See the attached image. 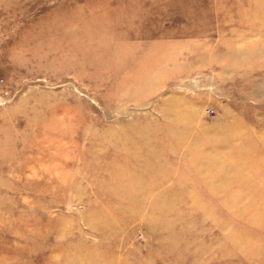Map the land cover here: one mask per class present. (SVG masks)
<instances>
[{"label":"rangeland","instance_id":"obj_1","mask_svg":"<svg viewBox=\"0 0 264 264\" xmlns=\"http://www.w3.org/2000/svg\"><path fill=\"white\" fill-rule=\"evenodd\" d=\"M97 1L111 33L99 73L84 70L80 55L55 40L78 28V11L87 21V7L94 10ZM213 1L0 0V264H264V225L229 210L247 208L250 199L236 203L205 191L207 180L247 187L255 163L242 160L249 169L236 176L235 162L250 152L264 163V0ZM121 4L127 15L116 9ZM150 43L166 47L153 53V65L139 69ZM178 119L184 126L166 129ZM186 135H211L210 167L191 160L182 148ZM218 141L222 147H212ZM217 166L230 176L216 175ZM121 170L148 187L146 193L185 196L175 202L180 214L166 218L163 235L161 226L150 225L162 214L111 210L115 202L104 201L111 174ZM115 201L125 204L122 197ZM256 203L264 205V198ZM259 205L253 212L261 217ZM136 217L113 231L115 220ZM103 224L122 249L103 243ZM161 237L179 252L160 259Z\"/></svg>","mask_w":264,"mask_h":264},{"label":"bare ground","instance_id":"obj_2","mask_svg":"<svg viewBox=\"0 0 264 264\" xmlns=\"http://www.w3.org/2000/svg\"><path fill=\"white\" fill-rule=\"evenodd\" d=\"M215 1V0H214ZM213 1V2H214ZM240 1V0H238ZM247 1V0H246ZM250 1V0H249ZM256 1V0H255ZM234 1H232L231 3H233ZM237 2V1H236ZM100 3V1H97L96 3H94L92 6H94V10L91 8V5L87 7V9L89 10V13H88V17L89 19L87 21H85V17L84 15L82 14L81 11H78L77 13V16H78V20L80 21V24L78 26V28L75 27V30H70V29H64L63 32L60 34V35H56L55 37V40H56V46H60L62 45L63 41H65L66 43V47L69 48L70 51H73L74 52H77L78 55H80V60L82 62V67L83 69H87V68H97V73L100 72V69H98L100 67V62L102 60V58L104 57L103 54H104V51L107 47V44H103L107 35H111L110 33V30L109 29H106V25L108 26V20H109V15L108 13L106 12H103V11H96L97 6L98 4ZM239 3V2H238ZM241 3V1H240ZM258 3V2H257ZM243 4V3H242ZM250 3H248L249 5ZM214 5V4H213ZM214 7V6H213ZM228 7V6H227ZM264 7V5H263ZM119 13H121L122 15H127L128 14V11L127 8L125 9L124 6L119 5L117 8H116ZM219 9V8H218ZM224 9V8H223ZM233 9V7L231 8ZM246 9V8H245ZM253 9V7H252ZM259 9V8H257ZM168 10V9H167ZM215 7H214V11H215ZM230 10V8H229ZM248 10V9H246ZM126 11V12H125ZM222 12H225L223 10H221ZM239 11V10H238ZM97 12V13H96ZM99 12V13H98ZM189 12V11H188ZM212 12V11H211ZM221 12V13H222ZM242 12H245L244 10ZM240 12V14L242 13ZM250 12V11H249ZM263 12H264V9H263ZM84 13V12H83ZM102 13V14H101ZM237 13V12H236ZM251 13V12H250ZM216 14V12H215ZM244 14V13H243ZM263 14V13H262ZM81 15V16H80ZM136 15V14H135ZM138 15V14H137ZM230 15V14H229ZM252 15V13H251ZM216 16V15H215ZM226 16V15H225ZM228 16V15H227ZM226 16V17H227ZM246 16V15H245ZM256 16V15H255ZM258 16V14H257ZM257 16L255 18H257ZM263 16V15H262ZM83 21H82V19ZM244 17V15H243ZM259 17V16H258ZM216 18V17H215ZM242 18V17H241ZM249 18V17H248ZM254 18V17H253ZM117 21H119L121 19V16H118L116 17ZM145 19V18H144ZM227 19V18H226ZM244 19V18H243ZM250 19V18H249ZM228 20V19H227ZM246 20V19H245ZM232 21V20H231ZM243 21V20H242ZM256 21V19H255ZM229 22V21H228ZM230 23V22H229ZM248 23H252V22H248ZM247 23V24H248ZM256 23V22H255ZM238 24H241L238 22ZM244 24V23H243ZM260 24V22H259ZM207 25V24H206ZM229 25V24H228ZM241 26V25H240ZM246 26V25H245ZM243 27V26H242ZM58 27L54 26L53 28V31L56 33H58L59 31L57 30ZM208 28V27H207ZM236 30V29H235ZM239 30V29H238ZM241 30V29H240ZM234 31V30H233ZM242 31V30H241ZM243 32V31H242ZM233 33V32H232ZM240 33V32H239ZM74 34V35H73ZM190 34V32H189ZM201 34V33H200ZM227 34V33H226ZM235 35V34H234ZM149 35H147V39H149ZM167 36H163L162 39H166ZM130 43V42H129ZM138 43H134V45H136ZM127 45V44H126ZM134 45H127V49H134ZM120 47H122V45H120ZM166 46L162 43H150L148 45V53L147 55H145L143 58L139 59L138 61V67L139 69H146L147 67H150L151 65H153V62H152V57H153V53L157 52V51H160V49H163L165 48ZM124 50V49H123ZM127 51V50H126ZM230 55V54H229ZM232 55V54H231ZM227 57V56H226ZM228 57H231V56H228ZM233 58V56H232ZM231 58V59H232ZM129 58L127 57L126 54L123 53V55H121L120 57V60L121 61H127ZM223 58H219V60L217 61H220L222 60ZM226 60H228V62H230L232 64V60H230V58H226ZM137 60L135 59V57H133L132 59V63H135ZM244 61V60H243ZM242 61V62H243ZM160 64H164V62L161 60L159 61ZM86 67V68H85ZM63 68V67H62ZM226 69H228L229 67H225ZM61 70V69H60ZM60 72V71H59ZM63 74V73H62ZM143 80L142 81H145V77H142ZM177 109V108H176ZM175 110V109H173ZM172 112V110H171ZM170 112V113H171ZM176 112V111H175ZM166 113H169V112H166ZM169 113V114H170ZM180 113V112H179ZM165 114V113H164ZM173 114V112H172ZM171 114V115H172ZM167 115V114H166ZM35 117V116H34ZM171 117V116H170ZM35 119V118H33ZM175 120V119H174ZM179 121H174L173 124H169V125H165L166 126V129L168 130H173L176 126H184V121L178 119ZM189 120H187L188 122ZM189 123V122H188ZM187 123V124H188ZM190 124V123H189ZM194 124V123H193ZM191 124V125H193ZM187 136V135H186ZM207 136V137H206ZM210 136L211 135H204L202 137H200L199 139H196V140H192V137L191 135H188L187 137H184L183 139V146L182 148H187L185 151L186 152H190V156H191V160H194V161H198L202 164H206V165H209L210 167V163H211V160L213 161L215 159L214 155H212L213 153L212 152H209V147L210 144L209 142L211 141L210 139ZM203 139V140H202ZM180 141H182V139L180 138ZM213 144V143H212ZM224 144V142H220L218 141L216 144H213L212 147H214V145H216L217 147H222V145ZM232 146V145H231ZM230 146V147H231ZM233 147V146H232ZM173 148V146L169 147V149L171 150ZM207 148V149H206ZM208 150V151H206ZM227 150V149H226ZM207 153H206V152ZM232 151V150H231ZM221 152V151H220ZM225 152V151H224ZM237 152V151H236ZM205 153V154H203ZM235 153V152H234ZM233 153V154H234ZM203 154V160L200 161L199 159V155ZM256 154V153H255ZM233 156V155H232ZM236 156V155H234ZM238 156H241L240 153ZM231 157V156H230ZM247 159H241V160H238L237 157L235 159L236 160V164L238 165L237 166V170L235 175L236 176H242L244 173H245V170L246 169H249V166H250V170L252 172V177L253 178H250L249 180V183H248V186L245 187V184L240 183L239 180H236L234 181L236 184L235 187L233 188H230V189H226L224 184L222 185L221 182H218V180L215 182V181H211V180H207L206 183L209 184V187L205 190V191H210V193L212 195H216V194H219L220 192L223 194L222 196L224 197H230L233 199L234 202H244L246 201V199H250V204L251 205H248V207L246 208H241L243 206H241L240 208L237 207L238 204H236V206L234 205L232 208H230L229 210L233 211L232 213H236V214H240L243 216V215H249L251 217H253V220H255V222H259L261 223V227H262V224L264 225V216L261 215V217H258V216H255L254 215V207H258L259 204L256 203V201L260 198V199H263L264 198V166L263 164H259L257 163L256 164V161L258 162L259 157L260 156H257L256 155H251V152H250V155L247 154ZM229 160V159H227ZM247 160V162H250L251 164L252 163H255V164H252V165H255L254 168L251 167V165H247L246 162H243V161ZM210 162V163H209ZM214 162V161H213ZM224 162V161H223ZM221 163V162H220ZM246 165H245V164ZM219 164V163H218ZM259 164V165H258ZM235 165V164H234ZM212 166V165H211ZM220 166V165H219ZM214 164L212 166V169L214 168ZM147 168V167H146ZM149 168V167H148ZM218 170L216 172V175H219V177H227V176H230L229 172L225 171L224 169V166L223 168H218V166L216 167ZM231 168V167H230ZM134 169V168H132ZM10 172V171H9ZM176 174V173H175ZM111 175H114V177H112V179L109 181V183L106 184V195L105 197L103 198L104 201L106 202H109V199L111 201H114L115 202V205L113 207L109 206V210H121L122 208L124 209V211L126 212H129L131 211L130 213L134 214L136 212V210H138L139 212H142L144 215L143 216H146V215H149V214H162L161 215V218L158 219V221L156 222V220L153 221V223H150L151 226H153L154 224H156V226H161L158 227L157 231L160 233H162L161 235H163L165 232H164V229L167 228L168 229V223L166 222V218L169 216V215H174V214H180V212H176L175 209H176V204L175 202L178 201V199H180L181 197H185L184 195H173V196H170V195H165V196H158V195H155L153 193V189L152 188H149L151 189L150 191H148V193H146L147 191V188L148 187H144L142 186L143 183L140 182V181H137L133 176L134 175H130L129 172L127 170H121V171H114L113 174ZM144 175H147V176H150V172L148 169H146V171H144ZM152 176V175H151ZM197 176L206 180V178L208 177V174H206V172H203V171H200L197 173ZM233 176V175H232ZM130 182L129 185H126L124 184L125 181ZM155 179L152 178L149 183L150 185H154L155 184ZM219 183V184H218ZM36 186V185H35ZM111 189H114V192L113 194H111V192H108V190H111ZM173 189V188H172ZM172 189L170 188L169 190L172 191ZM41 190V189H40ZM225 190V191H224ZM246 191L248 193H250L251 196H248L249 198H246L244 195L241 196V194H235L239 191ZM228 193L229 195H226L225 193ZM171 193V192H170ZM171 194H175V193H171ZM123 198L125 201V204L124 205H120L121 203L118 202V205H116V199L118 198ZM245 197V198H244ZM219 198H221V196H219ZM228 200V199H227ZM226 201V199H225ZM232 201V203H233ZM227 202V201H226ZM225 204V203H224ZM244 204V203H242ZM232 205V204H231ZM246 204H244L245 206ZM254 206V207H253ZM111 207V208H110ZM260 208H263V211H264V205H259ZM110 210V211H111ZM229 211V212H231ZM135 215V214H134ZM184 215V214H183ZM259 215V214H258ZM137 216V215H136ZM139 216V215H138ZM235 216V215H234ZM237 216V215H236ZM235 216V217H236ZM241 216V217H242ZM248 216V217H249ZM255 217V218H254ZM138 219V217L135 218V220H133L132 218L129 219V220H121V219H117L115 220L116 221V227H114L113 231L118 229L120 226H125L127 224H130V223H134L136 222ZM151 219V218H149ZM192 220V219H191ZM252 220V221H253ZM151 221V220H150ZM182 221V220H181ZM180 222V221H179ZM253 223V222H252ZM175 224V223H174ZM182 224V223H181ZM191 224V223H190ZM187 223V221H185V226H188L190 225ZM257 224V223H256ZM103 229H102V232H100V239H102L103 243L107 246V247H112V248H117L119 247L120 249H122L124 247V245L122 244V242L118 241V240H111V237H108V234H104L107 229H109L110 227L106 226L105 224L102 225ZM111 229V228H110ZM165 229V230H167ZM112 230V229H111ZM235 230V229H233ZM171 231V230H170ZM173 231V230H172ZM233 233V232H232ZM231 233V234H232ZM46 234V233H45ZM240 235V234H239ZM246 235V234H245ZM231 236V235H230ZM241 236V235H240ZM42 237V236H41ZM235 237V236H234ZM244 237V236H243ZM162 241H159L161 243H164L165 245H160V246H163L162 248L159 249V252H158V255L160 257V259H163L166 255V253H175V252H179V247L177 248V246L175 245V242H172V240L170 239H167V238H164V237H161ZM173 239V238H172ZM227 239V237H226ZM232 239V238H231ZM246 239V237H245ZM250 239V238H249ZM242 240V239H241ZM239 240V241H241ZM251 240V239H250ZM229 241V240H228ZM243 241V240H242ZM241 241V243H242ZM253 241V240H252ZM255 241V240H254ZM223 243L225 242L222 241ZM221 242V243H222ZM247 242V239L246 241ZM235 243V242H234ZM258 243V241L256 242ZM260 243V242H259ZM258 243V244H259ZM237 244V243H236ZM235 244V246H236ZM249 244V243H248ZM246 244V245H248ZM167 245H169L167 247ZM211 245V244H210ZM209 245V246H210ZM222 245V244H221ZM229 246V244H228ZM234 246V247H235ZM245 246V245H244ZM243 246V247H244ZM10 247V246H9ZM102 247V245H101ZM190 247V245H189ZM242 247V248H243ZM252 247V246H251ZM207 248V247H206ZM205 248V249H206ZM237 248V246H236ZM235 248V249H236ZM239 248V247H238ZM237 248V249H238ZM247 248V247H246ZM262 248V247H261ZM99 249V248H98ZM202 249V247L200 248ZM221 249V248H220ZM236 249V250H237ZM250 249V248H249ZM226 250V249H225ZM239 250V249H238ZM243 250V249H242ZM76 251V250H75ZM112 251V250H111ZM183 251V250H182ZM206 252V250H204ZM247 251V250H246ZM245 251V252H246ZM259 251V249H258ZM257 251V252H258ZM257 252H255V254H257ZM260 252V251H259ZM8 253V252H7ZM20 253V252H19ZM87 253V252H86ZM90 254H94V253H97L96 250H92L91 252H89ZM238 253V252H237ZM264 253V252H263ZM71 254V253H69ZM201 255V254H200ZM243 255V254H242ZM6 256V255H5ZM99 256V255H98ZM226 256V254L224 255V257ZM231 256V255H230ZM234 256V255H233ZM232 256V257H233ZM250 256V255H248ZM254 256V255H253ZM11 258V256H9ZM18 257V256H17ZM213 257V256H212ZM229 257V256H228ZM227 257V258H228ZM1 258H4L5 260V257H1ZM20 258V257H19ZM74 258V257H73ZM260 258V256H259ZM26 259V258H25ZM120 259V258H119ZM220 259V258H219ZM229 259V258H228ZM251 259V258H249ZM253 259V258H252ZM257 259V258H256ZM27 260V259H26ZM224 260V259H223ZM227 260V259H226ZM254 260V259H253ZM222 261V260H221ZM9 262V261H8ZM85 262V261H84ZM88 262V261H87ZM90 262V261H89ZM112 264H114L113 261H111ZM229 262H231L229 260ZM4 263V262H3ZM64 263H67L64 261ZM121 263V262H120ZM75 264V263H74ZM102 264V263H101ZM122 264V263H121ZM125 264V263H124Z\"/></svg>","mask_w":264,"mask_h":264}]
</instances>
